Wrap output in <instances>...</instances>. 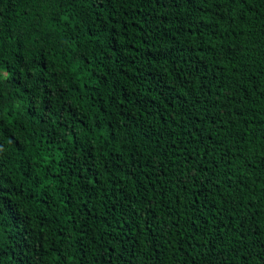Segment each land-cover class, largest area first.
I'll return each instance as SVG.
<instances>
[{"label":"trees","instance_id":"16d2710c","mask_svg":"<svg viewBox=\"0 0 264 264\" xmlns=\"http://www.w3.org/2000/svg\"><path fill=\"white\" fill-rule=\"evenodd\" d=\"M0 264H264V0H0Z\"/></svg>","mask_w":264,"mask_h":264}]
</instances>
